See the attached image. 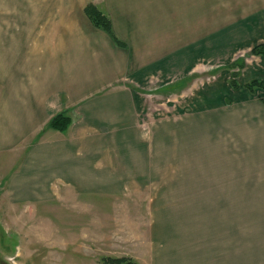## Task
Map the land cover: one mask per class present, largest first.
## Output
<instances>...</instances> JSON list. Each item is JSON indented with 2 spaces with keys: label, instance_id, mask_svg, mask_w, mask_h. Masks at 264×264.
Segmentation results:
<instances>
[{
  "label": "crops",
  "instance_id": "crops-1",
  "mask_svg": "<svg viewBox=\"0 0 264 264\" xmlns=\"http://www.w3.org/2000/svg\"><path fill=\"white\" fill-rule=\"evenodd\" d=\"M77 2L10 0L9 17L2 15L11 31L0 41V152L19 153L0 186L12 203L59 199L68 191H92L126 178L141 181L147 133L157 135L155 148L162 144L168 154L175 149L177 128L156 122L147 129L141 121L142 95L131 84L140 83L146 65L133 54L120 14L110 0L104 6L95 3L125 46L91 23L84 11L88 2ZM67 4L74 7L72 15ZM39 12L42 18L36 23ZM8 39L12 45H2ZM251 79L264 80V75L253 71ZM236 91L241 95L229 101H235V108L218 112V140L206 139L216 133L211 127L213 132L204 133L206 140L195 142L196 126L188 122L186 148H181L187 150L190 191L216 193L219 205L224 193H238L241 205L235 199V206L242 207L238 220H223L222 206L212 219L188 225L187 230L203 231L192 235L194 257L202 252L204 258L194 264H264V88L251 92L240 86ZM59 112L71 118L62 131L48 126ZM195 143L203 146L196 148ZM185 238L189 241L191 233Z\"/></svg>",
  "mask_w": 264,
  "mask_h": 264
},
{
  "label": "rangeland",
  "instance_id": "rangeland-1",
  "mask_svg": "<svg viewBox=\"0 0 264 264\" xmlns=\"http://www.w3.org/2000/svg\"><path fill=\"white\" fill-rule=\"evenodd\" d=\"M82 1L104 6L106 0H78ZM0 2L1 41L2 35L10 34L11 24L1 21L3 14L9 17L10 0ZM110 3L133 42V54L140 65H146L140 83L131 84L142 95L141 121L147 122V129H154L156 122L177 128L175 149L168 154L162 144L155 148L157 135L147 133L146 173L140 170L143 181H110L109 187L68 191L59 199L12 203L2 193L1 183L0 264H105L102 258L108 256L129 257L136 264H194L204 259L202 252L194 257L193 240L203 231L187 230L188 225L212 219L222 206L223 220L240 216L242 207L235 206L236 200L240 204L238 193H224L219 205L216 193L189 190L187 150L181 148H186L188 122L196 126L195 142L218 140L219 110L235 108V101H229L241 95L230 85L233 72H239L236 79L241 87L253 71L264 75V58L251 53L255 44L264 43V0ZM66 8L72 15L74 7ZM41 18L40 12L36 14V23ZM34 28L33 24L31 31ZM2 45L10 46L12 40ZM240 60L249 62L245 71L237 65ZM211 127L215 134L209 133ZM204 133H209L206 139ZM200 143L194 147L203 146ZM15 153L19 150L0 152V182L13 168ZM198 243L203 248V242ZM181 254L188 257H178Z\"/></svg>",
  "mask_w": 264,
  "mask_h": 264
},
{
  "label": "trees",
  "instance_id": "trees-1",
  "mask_svg": "<svg viewBox=\"0 0 264 264\" xmlns=\"http://www.w3.org/2000/svg\"><path fill=\"white\" fill-rule=\"evenodd\" d=\"M84 11L94 26L107 32L120 46H125L124 42H122L115 34L110 17L106 13H104L103 10L98 5L90 1L86 4ZM251 53L255 55L264 56V43L255 44L251 48ZM237 65L239 66V68L243 67L244 61L243 60L238 61ZM238 73H239L238 71L233 72L232 74L233 77L230 80V85L234 89L240 87V84L236 79ZM243 86L252 92L256 87L264 88V80L250 79L247 82H245ZM70 122H71V118L69 115L59 112L51 117V119L48 122V126L53 129L62 131L68 127ZM102 260L105 264H136V262L133 259L124 256L122 257L108 256L106 258L103 257Z\"/></svg>",
  "mask_w": 264,
  "mask_h": 264
}]
</instances>
